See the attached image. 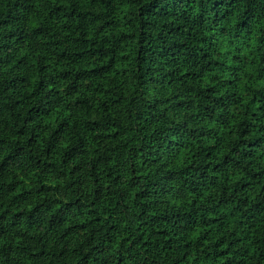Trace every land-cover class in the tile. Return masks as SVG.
Listing matches in <instances>:
<instances>
[{
	"label": "trees",
	"instance_id": "trees-1",
	"mask_svg": "<svg viewBox=\"0 0 264 264\" xmlns=\"http://www.w3.org/2000/svg\"><path fill=\"white\" fill-rule=\"evenodd\" d=\"M0 264H264V0H0Z\"/></svg>",
	"mask_w": 264,
	"mask_h": 264
}]
</instances>
